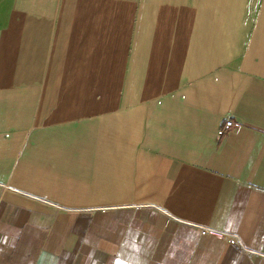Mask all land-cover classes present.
<instances>
[{
  "label": "crops",
  "instance_id": "crops-1",
  "mask_svg": "<svg viewBox=\"0 0 264 264\" xmlns=\"http://www.w3.org/2000/svg\"><path fill=\"white\" fill-rule=\"evenodd\" d=\"M87 1L24 0L6 14L23 21L0 25V114L40 115L0 121V264H264V69L219 71L155 105V153L137 159L153 200L124 206L132 167L112 173L110 149L49 137L41 117L79 112L47 83L63 81V19L97 16ZM260 43L262 62L242 65L264 66Z\"/></svg>",
  "mask_w": 264,
  "mask_h": 264
},
{
  "label": "rangeland",
  "instance_id": "rangeland-1",
  "mask_svg": "<svg viewBox=\"0 0 264 264\" xmlns=\"http://www.w3.org/2000/svg\"><path fill=\"white\" fill-rule=\"evenodd\" d=\"M86 3L94 4L97 16L63 19L64 59L63 66L58 65L63 81L47 83L49 89L77 95L64 98V105L67 101L78 102L79 112L41 115L48 118L46 133L49 137L80 139L98 154L110 149L112 173L124 175L122 167L126 163L132 167L127 177L132 185L129 205L124 206L152 202L154 180L146 172L147 162L137 163V159L155 153V105H168L169 99L182 103V90L219 71L263 70L262 64L241 63L245 58L262 62L259 51L260 42H264V0ZM23 8L24 0H0V25L7 18L13 24L23 21L6 18L7 11ZM71 39H76L77 45H72ZM15 69L22 74V66ZM49 72L54 74L56 67H49ZM14 118L39 122L40 115L0 114L1 122ZM31 132L39 136L40 130ZM105 141L112 145H103ZM100 180L103 182L98 179L99 185ZM115 204L111 201L98 205Z\"/></svg>",
  "mask_w": 264,
  "mask_h": 264
},
{
  "label": "built area",
  "instance_id": "built-area-1",
  "mask_svg": "<svg viewBox=\"0 0 264 264\" xmlns=\"http://www.w3.org/2000/svg\"><path fill=\"white\" fill-rule=\"evenodd\" d=\"M238 125L235 123V122H233L232 120H227L226 122H225V125H224V131H228V130H230V129H232V128H234V127H237Z\"/></svg>",
  "mask_w": 264,
  "mask_h": 264
}]
</instances>
